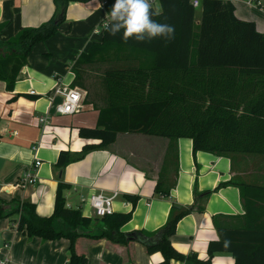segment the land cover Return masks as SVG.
Masks as SVG:
<instances>
[{
    "label": "trees",
    "instance_id": "1",
    "mask_svg": "<svg viewBox=\"0 0 264 264\" xmlns=\"http://www.w3.org/2000/svg\"><path fill=\"white\" fill-rule=\"evenodd\" d=\"M89 1L53 0L55 9L49 20L37 27L21 28L8 41H0V81L7 91L13 90L31 49L57 34L68 3ZM158 3L159 14L153 19L174 27L170 41H124L120 35L103 31L101 40L82 52L71 66L70 87L84 92L85 103L84 75L90 67L99 70L104 65L99 75L104 105L98 109L95 127L78 130L81 138L99 143L85 145L74 156L60 151L55 162L59 170L87 152L113 143L118 133L190 139L193 153L264 156V33H259L252 21L238 19L227 0H199L198 8L193 7L192 0ZM197 9L201 17L196 23ZM176 175L175 161L173 179L159 176L154 194L168 197ZM226 185L239 189L243 208L239 220L244 225L231 227L224 222L232 218L216 217L213 224L218 237L208 243L206 260L181 254L171 237L184 216L203 210L210 192H195L191 205H172L165 224L152 233L120 231L132 212L96 217L100 224L89 230L90 219L80 209L66 206L63 192L70 185L62 181L57 183L50 216H39L29 202L0 200V219L16 221V230L27 238L68 240L66 264H87L86 257L74 250L79 237L118 244L138 242L148 254H161L162 260L156 264H170L172 260L187 264L192 257L196 264H210L215 253H230L234 264H264V187L235 180L219 187ZM125 198L134 207L136 198ZM4 205H9V210H2Z\"/></svg>",
    "mask_w": 264,
    "mask_h": 264
},
{
    "label": "crops",
    "instance_id": "2",
    "mask_svg": "<svg viewBox=\"0 0 264 264\" xmlns=\"http://www.w3.org/2000/svg\"><path fill=\"white\" fill-rule=\"evenodd\" d=\"M227 1L234 6L238 19L252 21L256 30L264 33V0H257L258 5L247 4L246 0ZM112 3L113 0L69 2L57 34L31 49L13 90L7 91L0 81V200L32 203L39 216L48 217L53 212L59 181L70 185L63 196L71 209H80L83 200L89 207V197L95 193L111 196L116 192L112 212H132L131 219L120 228L128 234L158 230L165 224L172 205H191L195 192H210L203 210L184 216L171 237L173 247L181 254L206 260L208 243L218 237L213 224L216 217L232 218L224 222L231 227L244 225L239 220L243 208L238 187L219 186L235 180L264 187V156L193 153L190 139L118 133L113 143L87 152L62 170L55 166L60 151L67 150L74 156L85 145L99 143L81 138L78 130L96 126L100 106L83 103L78 114L59 115L55 109L62 98L54 90L58 86L70 87L69 70L82 52L101 40L93 30ZM54 9L53 0H0V41H8L21 28L46 22ZM200 17L199 10L196 23ZM86 106L96 112L89 121L84 114ZM41 117L48 123L40 124ZM36 161L40 163L34 168ZM175 161L177 175L169 196L154 194L159 176L173 179ZM29 170L35 182L18 186ZM126 195L136 198L134 207ZM68 248L66 239L27 238L16 230L10 218L0 219V258L6 259V264H66ZM74 250L86 257L87 264H156L162 260L160 253L148 254L142 244L133 241L118 244L79 237ZM193 257L187 264H196ZM170 264L184 263L172 260ZM210 264H234V258L230 253H215Z\"/></svg>",
    "mask_w": 264,
    "mask_h": 264
},
{
    "label": "clouds",
    "instance_id": "3",
    "mask_svg": "<svg viewBox=\"0 0 264 264\" xmlns=\"http://www.w3.org/2000/svg\"><path fill=\"white\" fill-rule=\"evenodd\" d=\"M158 14V10L152 9V0H113L101 27L108 35H120L124 41L129 38L136 41H151L155 38L170 41L174 27L153 19ZM99 31L100 28L94 29V33Z\"/></svg>",
    "mask_w": 264,
    "mask_h": 264
},
{
    "label": "built area",
    "instance_id": "4",
    "mask_svg": "<svg viewBox=\"0 0 264 264\" xmlns=\"http://www.w3.org/2000/svg\"><path fill=\"white\" fill-rule=\"evenodd\" d=\"M246 2L247 4H255V5L257 4L258 5L257 0H246ZM153 3H154V0H152V5ZM192 5L194 8H198L199 0H192ZM101 24L102 22L96 27V28H100V31L98 33H94V30H93L94 35H99L103 32ZM30 94H33V93L30 92ZM54 94L62 98V103L59 106H57L55 109L57 114L73 115L79 110H81V105H82L81 103L83 100V96H82V92L79 89L73 88V87L58 86L55 88ZM39 123L45 125L48 122L46 118L41 117L39 118ZM39 163L40 162L36 161L33 164V167L34 168L38 167ZM26 182L30 184L35 182V178L32 175V173H30V170L27 173H25L24 177L21 179L18 186L19 185L22 186ZM116 196H117V193L114 192L111 196H105L102 193H95L89 197V206L97 218H101V217L113 214L112 202ZM6 263H7L6 259L0 258V264H6Z\"/></svg>",
    "mask_w": 264,
    "mask_h": 264
},
{
    "label": "rangeland",
    "instance_id": "5",
    "mask_svg": "<svg viewBox=\"0 0 264 264\" xmlns=\"http://www.w3.org/2000/svg\"><path fill=\"white\" fill-rule=\"evenodd\" d=\"M152 8L155 11H157V10L159 11L158 0H154ZM198 14H199V10L197 9L196 15H198ZM97 36H101V34H99ZM103 68H104V65H100L99 66V70L97 69V67L96 68L90 67L88 72L86 73V75H84V86H85V89L87 91V97H85V103L86 102H91V103H88V104H92L93 103V104H95V106H100V107H102V105H104V99H102L103 88H102L101 80H100V77H99V75L101 74ZM82 94H83V100H82L81 104L84 103V95L85 94H84L83 91H82ZM99 102H101V103H99ZM81 110H79L75 114H78ZM95 113L96 112L93 109L89 108L88 106H86L85 109H84V114H85V117H86L87 121L91 120V118L95 115ZM24 185L27 186V185H30V183L26 182V183H24ZM24 185H22V186H24ZM26 188H29V186L26 187ZM70 202H71V199H70ZM82 202L83 203H82L81 208H80L81 213H82L83 216L89 217L90 224H89V228L88 229H93L95 227V225H97L98 223L100 224V220H96V216H95L94 212H92L90 206L86 207V200H83ZM128 203H130V202H128ZM130 204L132 205V203H130ZM12 224L16 226L17 222L16 221L12 222Z\"/></svg>",
    "mask_w": 264,
    "mask_h": 264
},
{
    "label": "water",
    "instance_id": "6",
    "mask_svg": "<svg viewBox=\"0 0 264 264\" xmlns=\"http://www.w3.org/2000/svg\"><path fill=\"white\" fill-rule=\"evenodd\" d=\"M9 208H10L9 205H4V206L2 207V210H9Z\"/></svg>",
    "mask_w": 264,
    "mask_h": 264
}]
</instances>
